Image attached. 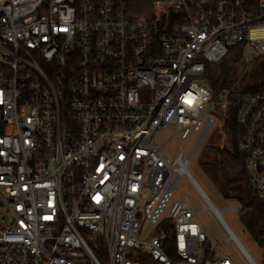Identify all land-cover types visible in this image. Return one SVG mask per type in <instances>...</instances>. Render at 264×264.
I'll return each instance as SVG.
<instances>
[{
    "label": "built area",
    "instance_id": "2783aa9c",
    "mask_svg": "<svg viewBox=\"0 0 264 264\" xmlns=\"http://www.w3.org/2000/svg\"><path fill=\"white\" fill-rule=\"evenodd\" d=\"M242 53L262 76L264 0H0V264H255L187 170L214 122L206 67ZM244 86L223 106L264 204V89Z\"/></svg>",
    "mask_w": 264,
    "mask_h": 264
},
{
    "label": "rangeland",
    "instance_id": "374dc122",
    "mask_svg": "<svg viewBox=\"0 0 264 264\" xmlns=\"http://www.w3.org/2000/svg\"><path fill=\"white\" fill-rule=\"evenodd\" d=\"M243 62H247L245 54L243 53L236 56L230 55L226 59L225 63L227 68L230 66V68L236 71L238 81L233 87L228 88L232 91L230 94L226 93L228 91L227 90L218 95H214L211 102L206 106L205 113L211 116L214 119V122L201 145L189 161L187 170L207 196L211 204L218 209L220 216L231 229L236 238L240 241L254 263L264 264V242L259 243L258 240V233L260 229L264 233L263 223L262 221L257 220L250 210L244 209L243 211L236 212L232 209L241 208V203L236 198V193L232 190V188H229V195L224 192V182L220 180V177L221 174L228 173L232 178L235 170L227 167L226 163L219 157H216L215 153L211 150V146L218 147L219 149H228L230 147L228 136L223 130V123L226 117L227 109V107L223 106V103L233 99L235 92H238L243 84L254 85L257 84L260 79L258 64L261 61L258 60V63L252 66L246 64L244 71L239 72L238 67ZM219 68V65L207 66L206 78H208L209 73L212 76V73H215ZM154 141L170 159H174L177 156L180 145H185V142L179 144L177 135L174 129L171 128L161 130L155 137ZM194 141L195 138L185 146V153L189 152ZM210 167L214 169V174H216V176L213 177L211 175ZM177 188L180 192L190 197L192 202L195 200L201 207L206 206L197 190L185 175H181L178 179ZM180 192H175L174 195L176 198H178ZM194 206L198 207L197 204ZM197 215L198 218L204 222L203 230L207 236H216V232L212 225L208 222L207 216L213 220L223 234L226 235L223 228L218 223L215 215L211 211L205 213L203 210L198 209ZM139 223L140 227L136 238L140 241L146 242L154 234L153 226L147 221V218L143 213H140ZM218 238L220 239L219 236ZM216 241L218 242L217 239ZM218 243L224 248L222 242L219 241ZM231 246L234 247L233 243H231ZM241 260L247 264L246 260H243L242 258ZM102 263L105 264L104 261H102Z\"/></svg>",
    "mask_w": 264,
    "mask_h": 264
},
{
    "label": "trees",
    "instance_id": "16d2710c",
    "mask_svg": "<svg viewBox=\"0 0 264 264\" xmlns=\"http://www.w3.org/2000/svg\"><path fill=\"white\" fill-rule=\"evenodd\" d=\"M226 59L219 63V69L216 70L213 75L209 73L207 78L208 87L214 95H218L223 91H227L230 94L232 91L228 89L233 87L238 79L236 71L230 66L227 68ZM258 83L251 85L246 84L242 88V92H254L264 89V72L261 74ZM236 93V92H235ZM232 100V99H231ZM239 108V102L236 100L227 106L226 117L223 123V130L228 136L230 141V147L228 149H219L218 147L211 146V150L215 153L216 157L222 159L227 167L235 170L234 176L231 178L230 174H221L220 180L224 182V192L228 195L230 193L229 188L236 193V198L241 203V211L244 209L250 210L257 220L262 221L264 227V204L257 198L253 192L250 183L247 179L244 169L245 157L238 152V143L242 138V132L236 124V114ZM210 173L214 177V169L210 167ZM170 227L167 228L168 241H170ZM259 243L264 242V233L260 229L258 233ZM136 264H158L153 261L148 255L136 252Z\"/></svg>",
    "mask_w": 264,
    "mask_h": 264
}]
</instances>
